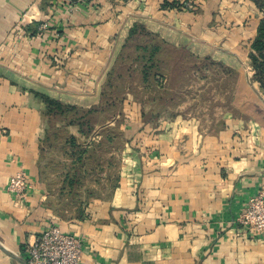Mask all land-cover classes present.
<instances>
[{
	"label": "crops",
	"instance_id": "crops-1",
	"mask_svg": "<svg viewBox=\"0 0 264 264\" xmlns=\"http://www.w3.org/2000/svg\"><path fill=\"white\" fill-rule=\"evenodd\" d=\"M263 16L254 0H0V243L25 259L26 245L57 225L81 238L80 264H264V234L236 223L264 188V93L248 63ZM134 25L237 70L229 112L212 130L189 118L152 126L124 104L129 145L110 195L53 208L44 139L53 124L83 137L44 98L98 106ZM19 169L30 183L23 202L6 192ZM0 264H13L2 251Z\"/></svg>",
	"mask_w": 264,
	"mask_h": 264
},
{
	"label": "rangeland",
	"instance_id": "rangeland-1",
	"mask_svg": "<svg viewBox=\"0 0 264 264\" xmlns=\"http://www.w3.org/2000/svg\"><path fill=\"white\" fill-rule=\"evenodd\" d=\"M165 42L157 32H138L132 44L144 43L146 48L134 46L119 51L108 70L100 99L103 108L93 114L97 127L88 139L76 137L68 143L67 130L61 131L54 124L48 130L50 141L44 145L40 174L53 208L64 209L59 208L60 203L67 206L71 200L83 204L89 198L110 195L121 168L122 152L129 145L127 130L123 129L129 120L123 112L124 104H138L141 119H152V126L164 119L189 118L206 125L200 128L212 130L223 122L234 98L232 89L239 83L238 71L231 69L236 81H229L223 69H214L216 65L202 59L204 54L188 47L170 49ZM155 44L159 50L152 61L148 53ZM161 75L167 77V84ZM141 147L145 145L137 149ZM150 153L152 150L142 151L143 156ZM12 263L20 264L14 259Z\"/></svg>",
	"mask_w": 264,
	"mask_h": 264
},
{
	"label": "built area",
	"instance_id": "built-area-1",
	"mask_svg": "<svg viewBox=\"0 0 264 264\" xmlns=\"http://www.w3.org/2000/svg\"><path fill=\"white\" fill-rule=\"evenodd\" d=\"M185 6L190 8L192 4L187 2ZM40 28H45V24ZM29 188L28 177L22 169L17 170L6 184V192L17 202L26 200ZM236 223L253 234H264V188L249 196ZM81 251V238L63 232L57 225L48 226L24 249L27 264H80Z\"/></svg>",
	"mask_w": 264,
	"mask_h": 264
},
{
	"label": "trees",
	"instance_id": "trees-1",
	"mask_svg": "<svg viewBox=\"0 0 264 264\" xmlns=\"http://www.w3.org/2000/svg\"><path fill=\"white\" fill-rule=\"evenodd\" d=\"M254 1L260 9L263 8L264 0H254ZM138 32H144V33L148 34V32H146L142 27L139 28L137 25H134V27H132L129 31L128 38L126 40V44H125L123 49H125L127 47H134V46H137L138 48H146L144 43H140L138 45L132 44V41L134 38H136V34H138ZM165 44L170 49L176 48L175 46H172L166 42H165ZM158 50H159V47L157 44H155L154 46H152V52L148 53L149 57L152 56V61L153 60L155 61L156 53ZM202 59L205 62L208 61V63L216 65V66H213V67H216L214 69H218V70L223 69L227 80L230 81L232 79V81H234L235 78L233 77L234 76L233 72L229 68H227L225 65H223L220 62L213 61L208 56H205ZM117 60H119V59H117ZM248 63H249V66L251 67V69L253 71L252 79L257 82L260 91L262 93H264V16L259 21L256 36L251 43V48H250V51L248 53ZM219 66L221 68H219ZM145 70H147V68H145ZM108 75H109V73H108ZM161 76L164 77V75H161ZM156 77H158V76L156 75ZM108 78L109 77L107 76L106 81L102 87L101 97H103V91L105 89V85H106ZM164 78H165V81L167 84L168 83L167 77H164ZM163 89H165V88H163ZM44 101L48 107V114L59 118L62 122L64 121L65 125L68 124V125L77 126L78 132L85 139H88V137L91 135V133L95 129L97 122H96V117H94V115H93L94 112L100 111V109L103 108L102 102L96 107L90 108L88 110H81V109H78L76 107L66 106V105L60 103L59 101L52 100V99H49L47 97L44 98ZM157 111H159V110H157ZM58 133L61 136L63 135L62 132H60V131H58ZM49 141L50 140H49V133H48V135H46V137L44 139V142H45L44 145ZM65 141H68V143L73 142V141H75V137L68 136V137H66ZM75 202L76 201L71 200L70 206L74 205ZM78 203H80V201H78ZM60 206H64L63 207L64 210L68 209L66 207H69V205L65 206L62 203H60Z\"/></svg>",
	"mask_w": 264,
	"mask_h": 264
},
{
	"label": "water",
	"instance_id": "water-1",
	"mask_svg": "<svg viewBox=\"0 0 264 264\" xmlns=\"http://www.w3.org/2000/svg\"><path fill=\"white\" fill-rule=\"evenodd\" d=\"M0 251H2L5 255H7L11 259H14L16 262L20 264H27L26 260L23 257H21L19 254H16L6 249L1 243H0Z\"/></svg>",
	"mask_w": 264,
	"mask_h": 264
}]
</instances>
